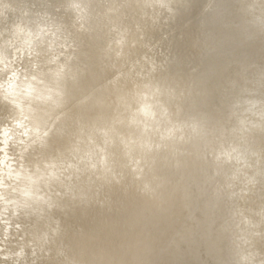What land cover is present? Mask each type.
<instances>
[{
    "label": "clouds",
    "instance_id": "clouds-1",
    "mask_svg": "<svg viewBox=\"0 0 264 264\" xmlns=\"http://www.w3.org/2000/svg\"><path fill=\"white\" fill-rule=\"evenodd\" d=\"M0 264H264V0H0Z\"/></svg>",
    "mask_w": 264,
    "mask_h": 264
}]
</instances>
